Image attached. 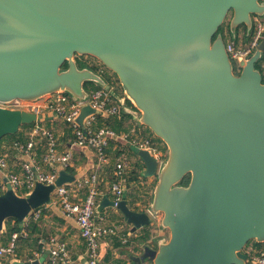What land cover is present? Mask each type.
Returning <instances> with one entry per match:
<instances>
[{
    "label": "water",
    "instance_id": "obj_1",
    "mask_svg": "<svg viewBox=\"0 0 264 264\" xmlns=\"http://www.w3.org/2000/svg\"><path fill=\"white\" fill-rule=\"evenodd\" d=\"M255 17L264 19V0H0V141L45 118L2 105L59 94L82 103L90 99L86 84L95 83L166 145L162 160L138 151L144 176H157L146 211L125 200L103 204L116 208L132 233L154 221L168 232L155 247L143 242L130 259L249 264L247 245L264 243V40L235 65L221 28L229 22L236 43L241 27L251 36ZM82 57L114 73L123 94ZM100 114L85 105L76 123L84 128ZM73 180L62 171L55 184L20 195L6 179L0 232L11 219L24 227Z\"/></svg>",
    "mask_w": 264,
    "mask_h": 264
},
{
    "label": "built area",
    "instance_id": "obj_2",
    "mask_svg": "<svg viewBox=\"0 0 264 264\" xmlns=\"http://www.w3.org/2000/svg\"><path fill=\"white\" fill-rule=\"evenodd\" d=\"M264 40V19L254 18V27L248 42L244 44L226 42L227 51L235 63L238 65L240 58L250 57ZM16 101L10 105H2L12 109H24L40 116L44 113L51 112L60 120L70 124L74 132L73 145L93 149L97 156V170L89 178L79 182V187H86L88 192L85 198L73 200V193L66 184L57 187L53 192L52 205L61 209L63 214L76 221L81 237L86 243V257L90 264H102L100 261V244L106 236H114L118 228L106 227L104 222H97L96 209L98 206V173L100 169L109 162V156L105 149L109 145V140L115 139L123 141L136 151L150 150L155 156L162 160L164 153L154 147L149 140H145L136 135V129L133 128L130 133L117 134L109 129H100L94 131L92 124L95 116L86 119L85 127L82 128L76 123L83 106L90 105L94 109L101 111V114L115 116L121 113V107L116 105L110 92L103 89L90 92V99L78 103L70 99L69 96L59 94L45 98L43 104ZM29 140L26 144L17 142L13 146L1 147L0 149V195L7 190V182L10 183L18 194L28 195L32 192L37 184L53 185L59 178L57 167L67 168L71 165L73 155L70 151L61 152L60 143L55 133L48 129L42 122L37 121L34 127L28 132ZM44 147L42 156L38 159V146ZM15 149L20 155L29 157L28 162L22 164L21 173L10 170L8 161V150ZM41 159V160H40ZM41 161V162H40ZM44 164L48 165L46 170ZM130 168V162L127 155L121 154L117 161L116 175H124ZM111 192L114 195L113 202L117 206L123 201L125 187L122 182L112 184ZM40 209L35 210L32 215L38 217ZM18 233L13 234L12 239L6 245H0V260L11 257L15 253ZM128 242V238L125 239ZM51 257L48 264H74L69 256V250L65 243L56 239L50 243ZM250 264H264V251L252 257Z\"/></svg>",
    "mask_w": 264,
    "mask_h": 264
},
{
    "label": "crops",
    "instance_id": "obj_3",
    "mask_svg": "<svg viewBox=\"0 0 264 264\" xmlns=\"http://www.w3.org/2000/svg\"><path fill=\"white\" fill-rule=\"evenodd\" d=\"M238 38L240 40L239 44L248 42L244 30L240 31ZM43 115H45V118L42 123L48 129L52 130L59 139V150L61 152L70 151L73 155V160L69 167L66 169L57 167L59 175L62 171H66L68 175L74 177L73 181L65 183L70 187V190L74 194L73 200L77 201L78 198H85L88 190L86 187H79V182L83 181L85 178H89L92 173L97 170V156L95 151L89 147L80 148L73 145V138L70 135L68 128L63 126L64 122L51 112L44 113ZM130 127L140 129V131L143 130V126L138 125L132 117L131 119L126 120L124 124V128L128 129ZM7 145L8 144L4 143L1 147H9ZM40 149L44 152V147H41ZM123 150H125V154L129 159L130 168L124 175L117 176V155L119 152L122 153ZM109 154V162L103 166L98 173V189L100 196L98 197L96 220L97 222L103 221L106 227L118 228V232L114 236H106L101 240L100 261L102 264H138L130 259L129 254L135 256L141 255L143 242H134L133 239L138 237L143 229L132 233L133 225L128 224L116 208L103 206V204L106 199H109L110 201H113L114 199V195L111 192L112 184L115 182H122L125 187L123 200L127 202L132 210L146 211L157 183V176L149 178L144 176L143 173L146 170V164L139 157L138 151L130 147L126 142L113 141ZM41 156L42 153L38 154V159ZM8 161L10 170L16 173H21L22 164L28 162L29 157L26 155H20L19 151H16L15 149H9ZM44 166L46 170L49 168L46 164H44ZM53 197L54 195L52 194V200ZM32 216L33 215L31 214L29 218L35 217ZM34 220L39 222L41 233L32 237V239L36 237L40 238V241L45 245L44 252H36L37 245H33L32 247L25 246L23 240L20 239L18 240V250L20 251L21 257L14 259H9L10 257H7L3 260V264H14L18 261L29 260H38L40 261V264H48L51 257L50 243L54 239L67 245L70 259H72L74 264H84L86 262V243L81 237L80 229L74 219L67 217L63 214L61 209L55 207L51 203L50 206L40 209L39 216L34 218ZM27 223L28 220L26 221L25 226ZM158 225L159 221H154V224L152 225L154 227L153 234L151 239L148 240V243H151L154 247L156 246V242H154L156 238L168 235L167 231L160 229ZM6 233L7 230L5 227V229L0 232V245H6L10 242L9 240L5 243L8 240V238L5 237L7 235ZM126 238L129 239L128 242H126ZM28 252H33L32 258H28ZM142 264L152 263L146 262Z\"/></svg>",
    "mask_w": 264,
    "mask_h": 264
},
{
    "label": "trees",
    "instance_id": "obj_4",
    "mask_svg": "<svg viewBox=\"0 0 264 264\" xmlns=\"http://www.w3.org/2000/svg\"><path fill=\"white\" fill-rule=\"evenodd\" d=\"M242 29L246 33V28L243 27ZM221 31L224 33L225 39H226L227 42H233V38H232L231 33H230L229 22H227L221 28ZM239 31H240V28L238 29V33H237L236 44L238 43V40H239V38H238ZM247 39H249V38L247 37ZM78 61L81 64L82 63H85V64L88 63L86 61L81 60V58H79ZM88 64H90V63H88ZM263 64H264V59L258 63V68L262 71V73L264 75ZM90 65L96 71H99V72L103 73V75L106 77L107 81L110 83V85L112 86V89H114L116 94H119V95L123 94V90H122V87L120 85V82H119L117 76L114 73L108 71L102 64H100V66L95 65V64H90ZM65 67H67V65H65ZM86 89H87L88 92H95V91L101 90V87L98 86L95 83H90L89 82V83L86 84ZM112 99H113V101H114V103L116 105L120 106V104L118 103V101H117V99L115 97L112 96ZM128 104L130 105L129 102H128ZM128 119H131V116L124 114L122 112V108H121V113L117 114L115 116H110V115L108 116V115H104V114L97 115L96 118H95V121L92 124V128H93L94 131H99L100 129H109V130H112V131L116 132L117 134H127V133H130L131 130L133 129V127L132 128L130 127L128 129L124 128L125 121L128 120ZM34 124L35 123L29 124V125H23L19 129V131L16 132L15 134L6 136L4 139H2L0 141V148H1V146L4 143L8 144L9 146H13L17 142L26 144L28 142V140H29L28 132L34 127ZM63 126L68 128V130L70 132V135L72 136V138L74 140L75 136H74V132H73L72 126L70 124L66 123V122L63 123ZM142 129H143L142 131H140V129H136V131H137L136 135L138 137H141V138L145 139V140H149L154 147L158 148L162 153H165L166 152V145L160 139H158L152 133V131L150 129H148L147 127H144V126H143ZM113 141L114 142H119V141H117L115 139L109 140V145L105 149L106 154L108 156H110L109 150L111 148V144H112ZM41 147H42V145H40L39 148L37 149V154H41L43 152L40 149ZM122 153L124 154L125 150H123ZM122 153L119 152L117 157H119ZM189 181H190V176H187L184 179V181L182 182V184L183 185H188ZM20 195H23V194H20ZM44 208L45 207H41L39 209H44ZM153 228H154L153 226H149V227L144 228L141 231V233L139 234V236L133 239L134 242H148V240L151 239V236L153 234L152 233L153 232ZM6 230H7V233H6L7 235L5 237L8 238V240L5 243H7L9 240L12 239L13 234H15V233L19 234V237H18V239L16 241L15 253L9 259H11V258H13V259L14 258H20L21 257L20 251L18 250V240H20V239L23 240V244L25 246L32 247L33 245H37L36 252H38V253H43L44 252L45 245L40 241V238L36 237V238L32 239V237L37 236V235H39L41 233V230H40V227H39V222L35 221L34 218H31V217L28 218V223H27V225L25 227H22L16 220L11 219V220H9L6 223ZM23 231H24V233H23ZM31 241H32V243H31ZM249 248L251 249V251L249 252V254L247 253V255H248L249 264H250V261H251L253 256L259 254L262 251H264V243L259 244V243H256V242L252 241V242H250L247 245L246 250L249 249ZM246 250H245V252H246ZM27 254H28V258H32L33 257V252H28Z\"/></svg>",
    "mask_w": 264,
    "mask_h": 264
},
{
    "label": "rangeland",
    "instance_id": "obj_5",
    "mask_svg": "<svg viewBox=\"0 0 264 264\" xmlns=\"http://www.w3.org/2000/svg\"><path fill=\"white\" fill-rule=\"evenodd\" d=\"M242 28H243V27L240 28V31L243 30ZM240 31H239V33H240ZM239 41H240V40H238V43H239ZM81 60L86 61V62H88V63H90V64H95V65L100 66V64L97 62V60H95V59H93V58H91V57H82ZM44 100H45V99H43V100H41V101H39V102H37V103H41V104H43ZM41 104H40V105H41ZM32 217H33V216H32ZM167 234H168V232H167ZM245 250H246V249H245ZM250 251H251V249L249 248V249L246 250L245 253H246V254H247V253L249 254Z\"/></svg>",
    "mask_w": 264,
    "mask_h": 264
}]
</instances>
